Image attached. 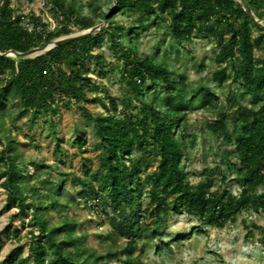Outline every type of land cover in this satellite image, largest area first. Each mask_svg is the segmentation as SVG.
Here are the masks:
<instances>
[{"label": "trees", "instance_id": "1", "mask_svg": "<svg viewBox=\"0 0 264 264\" xmlns=\"http://www.w3.org/2000/svg\"><path fill=\"white\" fill-rule=\"evenodd\" d=\"M47 1L54 12L63 16L54 29L35 13L17 14L12 0H0V51L23 52L43 45L72 33V23L83 30L107 19L108 26L36 57L0 54V124L5 121L11 97L19 99L23 108L33 110L34 115L58 113L73 101L101 103L108 109L106 114L86 112L101 149L99 170L87 169V176L75 175L72 182L110 207L114 228L105 240L115 248L107 256L100 254L88 245L87 233L78 232L77 222L67 215L58 222L50 221L49 209L58 205L59 198L48 202L45 197L53 195L41 194L38 186H30L15 140L8 135L0 158L4 163L6 207H16L25 216L31 211L39 232H32L27 256L19 247L0 264H139L137 250L144 251L148 241L163 233L173 213H188L207 225L224 228L246 211L264 212V192L252 190L264 185V27L251 19L236 0H117L113 10L91 8L89 15L79 11L76 0ZM247 2L256 16L264 19V0ZM120 12L134 16L140 28L145 27L149 17L167 22L170 34L179 43L191 42L196 34L216 36L220 50L215 81L219 87L230 78L240 83L251 102L234 103V111L229 112L218 92L190 89L186 76L182 74L177 79L165 59L139 55L136 46L127 47L122 41L126 26L114 25ZM105 33L123 61L121 79L129 95L123 100L128 110L122 112L120 102L112 96H108V103L98 95L88 97V92L95 93L98 87L86 77V63L94 60L104 72L106 59L94 49L102 46ZM152 87L154 93L148 100ZM190 91L191 102L216 116L207 124L208 129L222 134L233 147L238 162L226 163L235 173L238 193L228 188L213 189V175L219 174L224 181L228 178L221 168L206 170V179L199 183L187 178L182 167L185 150L177 130L189 116L191 106L185 101ZM135 100L139 104L132 112ZM76 141L80 146L84 142L80 137ZM152 155L157 168L146 172L145 159ZM60 185L65 187V178ZM51 189L56 193L55 188ZM259 229L264 240V227ZM5 232L10 236L8 230ZM15 235L20 237L18 231ZM144 239L141 246L139 242ZM121 255L124 258L120 262L106 260Z\"/></svg>", "mask_w": 264, "mask_h": 264}, {"label": "rangeland", "instance_id": "2", "mask_svg": "<svg viewBox=\"0 0 264 264\" xmlns=\"http://www.w3.org/2000/svg\"><path fill=\"white\" fill-rule=\"evenodd\" d=\"M47 2L12 0V5L17 14L30 16L35 13L42 17L50 29H54L63 21V16L54 12ZM76 3L83 15L91 14V8L107 12L115 7L114 0H76ZM134 18L120 12L114 23L115 26H126L122 41L127 47L136 46L139 55H150L156 60L165 59L177 79L182 74L186 76L190 89L200 91L210 88L218 92L221 102L229 112L234 111V103L251 102L250 96L243 93L240 83L230 78L219 87L215 81L214 74L219 68L217 54L220 50L216 36L196 34L191 42L179 43L170 34L167 22L149 17L145 27L140 28L134 23ZM71 26L74 29L72 33L81 31L73 23ZM103 37L102 46L96 47L94 53L104 55V72H101L94 60L86 63V77L98 87L95 93L88 92V97L98 95L108 103V96H112L120 102L119 112L126 111L128 109L123 100L129 95V91L121 79L123 61L111 48L109 34L105 33ZM256 53L260 55L259 51ZM153 93L152 87L147 95L148 100L152 99ZM191 93H188L185 101L191 106L189 116L177 130L185 150L182 167L187 178L194 184L199 183L206 179V170L221 168L229 174L228 178L224 181L219 174L213 175V189L228 188L233 193H238L240 188L235 181V173L231 172L226 163L238 162L236 154L232 152L233 147L225 142L222 134L208 129L207 124L216 116L197 102H191ZM199 98L200 95L197 99ZM10 100L12 101L7 105L5 121L3 125L0 124V158L6 147V136L10 135L24 161V174L29 177L30 186H38L41 194L53 195L45 197L48 202L54 203L59 198L58 205L49 209L47 216L50 221L55 223L62 216H69L77 222L78 232L87 233L88 245L107 256L115 248L110 241L105 240L114 228L110 207L99 202L91 193L83 192L81 186H75L72 178L75 175L87 176V169L92 172L99 170L101 149L97 146L94 124L87 119L86 112L93 115L106 114L108 109L101 103L83 101L78 104L73 101L64 105L58 113L42 112L34 115L33 110L23 108L19 99L11 97ZM134 103L136 107H133L132 112L137 111L139 104L137 100ZM1 121L0 119V123ZM229 125H232L231 120ZM77 137L84 141L81 146L76 141ZM134 154L137 156L138 153ZM144 166L146 172L157 168L154 155L146 157ZM3 169L4 163L0 161V262L5 263L13 250L19 247L22 248L23 256H27L33 240L32 232L38 234L39 231L32 221L31 211L25 216L16 207H6L7 193L2 185L5 179ZM63 178L65 187L61 188ZM51 188H55L56 193ZM252 190L257 193L264 192V185ZM87 200L90 202L87 203ZM259 226L264 227L263 211H246L224 228L207 225L188 213H173L169 216L163 233L148 241L144 251L138 249L135 256L139 264H264V240ZM17 231L19 238L15 235ZM145 241L141 240L139 244L143 246ZM123 258L124 255H121L115 258L106 257V260L115 263ZM27 264L34 262L28 261Z\"/></svg>", "mask_w": 264, "mask_h": 264}, {"label": "water", "instance_id": "3", "mask_svg": "<svg viewBox=\"0 0 264 264\" xmlns=\"http://www.w3.org/2000/svg\"><path fill=\"white\" fill-rule=\"evenodd\" d=\"M236 1L251 19H253L261 27H264L263 19L256 16L255 12L250 7L247 0H236ZM116 2H117V0H114L115 4H116ZM107 24H108V21H107V19H105L102 22L97 23V24H95V25H93L87 29H83V30L76 32V33H70L68 35L60 36L58 38H55L53 40L48 41L47 43H45L43 45L30 48L27 51L21 52V51L11 49V50H8L5 52L0 51V54L6 55V56H13V57H23V58L36 57V56L41 55V54L45 53L46 51H49V50H51L57 46H61L63 44H66L67 42L79 39V38L87 36L89 34L96 33L98 31L102 30Z\"/></svg>", "mask_w": 264, "mask_h": 264}]
</instances>
